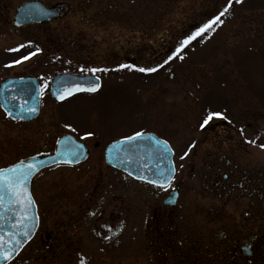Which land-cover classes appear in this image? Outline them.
I'll return each mask as SVG.
<instances>
[{
  "label": "rangeland",
  "instance_id": "1",
  "mask_svg": "<svg viewBox=\"0 0 264 264\" xmlns=\"http://www.w3.org/2000/svg\"><path fill=\"white\" fill-rule=\"evenodd\" d=\"M26 1L0 0V82L41 79V111L22 122L0 107V168L67 134L90 154L34 178L39 229L10 264H264V0H39L60 17L17 28ZM58 72L96 75L101 89L57 103ZM209 111L226 119L201 128ZM141 132L175 151L181 195L163 217L166 190L105 163L107 145Z\"/></svg>",
  "mask_w": 264,
  "mask_h": 264
},
{
  "label": "water",
  "instance_id": "2",
  "mask_svg": "<svg viewBox=\"0 0 264 264\" xmlns=\"http://www.w3.org/2000/svg\"><path fill=\"white\" fill-rule=\"evenodd\" d=\"M58 15L59 12L56 6L47 7L41 1L31 0L24 2L16 9L12 22L17 27L41 25L57 18ZM97 78L93 75L71 72L54 74L50 80L51 96L57 101H63L78 93L97 92L101 86V81ZM96 84L99 85L96 91L86 90ZM77 86L84 90L77 91ZM68 90H71V95H68ZM40 95L39 82L31 76L5 78L0 83V106L12 120L28 122L36 119L40 113ZM61 95L64 96L63 99L60 98ZM29 109L35 110L29 111ZM262 134L264 136V127ZM88 156L89 150L84 143L77 141L71 135H65L60 138L53 154L41 153L21 160L26 165L32 164L36 166L26 185L33 201L32 207L27 212V217L31 219L25 217V214L21 211L20 204L10 200L6 189H0V196L3 197V203L0 205V237H3L5 241H11L5 244L6 248L14 246L15 241L11 239L12 237H16V239L21 241V246L11 254L10 259L6 261L3 257H0V264H9L13 261L38 230L39 216L36 203L31 194L33 178L43 169L59 164L77 165L86 161ZM173 157L174 152L169 143L154 133H142L141 136L131 141L126 139L118 140L108 145L105 149L107 165L126 173L135 180L155 186H158V184L154 183V181L161 180V173L165 177L171 176V179L168 180L164 187L168 186L173 180L175 175ZM178 195L177 190L170 192L164 201L165 205L175 206ZM21 220L24 221V224L19 222ZM33 224L35 227H32ZM25 230L29 231L30 238L23 236ZM242 251L246 256L252 255L249 247H242Z\"/></svg>",
  "mask_w": 264,
  "mask_h": 264
},
{
  "label": "snow or ice",
  "instance_id": "3",
  "mask_svg": "<svg viewBox=\"0 0 264 264\" xmlns=\"http://www.w3.org/2000/svg\"><path fill=\"white\" fill-rule=\"evenodd\" d=\"M232 0H228V4L230 5ZM237 3L240 2V0H236ZM227 9H225L226 11ZM220 15H224V12H221ZM219 20V16L215 17L213 21H209L208 23H205L202 25L196 32L192 33L189 37H187L182 43L181 47L184 44H187L191 39L195 38L196 36L201 35L206 29H210L213 25V23ZM221 23L223 21H220ZM20 47H23L21 45ZM39 51V49H37ZM179 51V48L177 49ZM29 55H34V53H30ZM172 57H169L171 59ZM22 59H28V57H22ZM21 61H14L13 63H20ZM167 63V61H165ZM120 67H126L125 65H121ZM135 67V66H133ZM141 72H154L156 71V68H139L138 69ZM90 71L95 72L97 69H91ZM98 79V78H97ZM99 85H93L86 89L87 91H96L97 87ZM77 91H81L84 89H81L77 86L76 88ZM71 90H68V95H71ZM61 99L64 98L63 95L60 96ZM23 107V106H22ZM35 109H29V111H34ZM224 118L223 114L220 112H211L209 111L208 114L204 117L200 127L204 128L206 125L209 124V122L214 118ZM241 132L243 130L241 129ZM86 135H92L91 133H87ZM142 133H136L132 137H126L125 139L128 141L134 140L137 137L141 136ZM247 143L255 144L256 141H246ZM261 149H264V144L258 145ZM185 156L188 155L187 152L184 153ZM36 166L32 164L26 165L24 161L18 162L16 165H13L9 168H4L0 169V189H6L9 193L10 200H12L14 203L20 204L21 205V211L25 214V217L27 219H31L30 217H27V212L28 210L32 207L33 201L31 199L30 194L28 193L27 190V182L29 177L31 176L32 172L35 170ZM171 179V176L165 177L161 173V180L160 181H154V183H157L159 187L163 188L164 185L168 182V180ZM3 203V197L0 196V205ZM21 224H24V221L21 220L19 221ZM26 227V225H25ZM32 227H35L33 224ZM23 236L25 238H30L29 237V231L25 230L23 232ZM12 240L15 241V244L11 248H6L5 244L10 243L11 241H5L3 237H0V257H3L6 261L10 259L11 254L14 253L19 246H21V241L19 239H16V237H12ZM80 264H85L84 259L80 260Z\"/></svg>",
  "mask_w": 264,
  "mask_h": 264
},
{
  "label": "flooded vegetation",
  "instance_id": "4",
  "mask_svg": "<svg viewBox=\"0 0 264 264\" xmlns=\"http://www.w3.org/2000/svg\"><path fill=\"white\" fill-rule=\"evenodd\" d=\"M40 84L42 85V80L40 79ZM224 178L226 179L227 178V176L225 175L224 176ZM150 186V185H149ZM176 186H178L179 187V190H178V192H179V198H180V195H181V189H182V186H181V184H174V183H171V185L169 186V187H166L164 190H166L167 192V194H169V192L171 191V190H173V189H175V187ZM152 188H157V187H154V186H151ZM157 189H161V188H157ZM167 197V195L162 199V204L164 203V199ZM178 201H179V199H178ZM178 204V203H177ZM158 208H156V214L158 215V216H160V217H163V214H165V211L168 209V210H172L174 207H168V206H165L164 204H163V207H160V206H157ZM158 212V213H157ZM160 222V221H159ZM158 222V223H159ZM50 237V239L52 238V234L49 236Z\"/></svg>",
  "mask_w": 264,
  "mask_h": 264
}]
</instances>
